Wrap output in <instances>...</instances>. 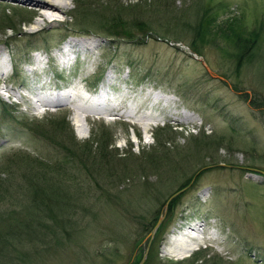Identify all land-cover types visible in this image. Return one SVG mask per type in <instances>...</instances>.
<instances>
[{
    "label": "rangeland",
    "instance_id": "obj_1",
    "mask_svg": "<svg viewBox=\"0 0 264 264\" xmlns=\"http://www.w3.org/2000/svg\"><path fill=\"white\" fill-rule=\"evenodd\" d=\"M33 1L35 4L37 0ZM63 1L58 0L56 10H45L31 6L28 0H0V8L13 6L24 14L12 18L17 33L0 28V57L2 60L8 58L12 66V75L9 71L6 76L0 74V100L13 103L18 109L15 114L20 119L30 121L37 116L31 115L32 111L24 104L22 94L32 92L34 88H52L53 84L63 87L73 78L84 81V91L91 87L95 89L97 81L103 83L106 69L110 75H114V79H121L113 88L112 96L119 99L120 107L123 108L129 101L125 115L109 116L107 121L86 116L84 125L78 114L84 111L87 102L77 92L75 106H65L54 113L46 112L44 116L61 117L68 111L67 124L80 141L88 138L89 129L97 127V122L103 123L107 131L112 133V143L118 153L129 150L138 154L140 146L146 150L153 143L151 130L166 125L160 123L156 127L150 125L144 129L138 120L151 113L163 116L171 114L173 117L167 126L179 131L183 126V133L181 137L175 138V145L186 147L189 135L202 131L204 141L210 138L220 141V144L213 145L214 159L219 162L212 163L211 159L204 157L202 164L208 162L200 168L204 174L197 178V172L189 180V185L174 191V197H178L172 208L169 202L174 197L168 202V197H165L159 207V202L152 201L149 195L141 196L135 190L141 181L130 183L131 178L127 181L121 179L118 189H123L131 196L128 206L136 205L133 210H126L125 215H121L113 201L107 202L103 198L97 203L96 215L84 221L87 228L86 242L76 245L71 242L67 248L55 252L38 245H22L25 243L22 241L19 242L22 244L8 248L4 264L129 263L135 252L132 253L127 233L139 229L126 221L122 224L120 219L133 213H143L149 217L158 207L160 209L155 213L159 222L153 229L157 230L160 224L164 227L156 234L154 245L158 247L157 255L162 260H186L196 249L207 247L205 253L208 255L223 257L221 264L230 260L234 264H264V178L260 176V173H264V33L253 47L248 60L242 62L238 77L232 71L234 58L228 57L233 49L225 48L222 40L218 42L223 46L220 50L209 45L201 48L200 54L191 51L188 45L193 35L189 32L190 27L207 5L217 20L243 13V20L251 27L257 22L255 18L260 13L264 14V0H169L171 7L165 9H155L147 4L152 0H146L145 6L149 11L146 20L153 27V32L147 31L145 35L139 36L142 39L138 41L108 39L94 30L96 32L91 36L96 38V53L86 55L85 61H78L67 70L68 73L64 72V76L60 77L53 69L56 62L50 57L52 53L63 42L92 38L79 34L72 26L69 30L65 29L64 24L72 21L66 14L70 13L73 0L62 7ZM26 20L30 23L27 24ZM21 21L23 24H20ZM77 50L73 49L72 52ZM33 59L36 65L32 63ZM33 68L39 74L34 73ZM177 94L183 97L178 98ZM127 113L133 115L128 117ZM181 113L185 117L188 114L194 117L186 120ZM192 122H200L201 127H191ZM77 124L84 127L82 132L75 126ZM0 126L5 129V136L0 140V156L17 150L28 151L31 156L49 163L61 158L46 141L33 137L26 127L4 117L1 110ZM138 134L139 138L136 137ZM191 170L183 168L182 171L186 173L184 176H189ZM77 173L83 182L81 184L78 180L79 187L87 196L95 194L91 182L82 172ZM154 177L149 176L146 183L156 181ZM180 178L169 175L167 181L170 185L167 188L178 185ZM161 183L166 187L164 179ZM151 230L141 238L142 243L146 241L147 251L154 238L155 230L149 236ZM187 231L192 238L187 236L181 243H175ZM119 236L123 239L118 240ZM200 236L204 237L202 242L198 240ZM109 247L117 249L109 261L96 256L103 248Z\"/></svg>",
    "mask_w": 264,
    "mask_h": 264
},
{
    "label": "trees",
    "instance_id": "obj_2",
    "mask_svg": "<svg viewBox=\"0 0 264 264\" xmlns=\"http://www.w3.org/2000/svg\"><path fill=\"white\" fill-rule=\"evenodd\" d=\"M121 1L73 0L72 9L66 14L72 21L69 24L65 23L64 27L69 30L72 26L81 35H92L98 31V34L108 39L126 38L138 41L142 39L139 36L145 35L147 31L153 32V27L146 20V14L149 12L145 6L146 0H135L133 3ZM101 2H104V5ZM147 4L155 9L171 7L169 0H152ZM202 12L197 16L195 24L190 27L189 32L193 35L190 36L188 45L191 51L200 54L201 48L209 45L220 50L223 46L218 42L222 40L225 48L233 49L228 57L234 58L235 65L232 71L238 77L242 62L248 60L253 47L264 33V14L260 13L255 18L256 24L250 27L243 20V13L217 20L210 6L207 5ZM19 14L24 15L20 9L13 6L1 7L0 28L3 31L11 30L17 33L13 28L12 18ZM26 21L27 24L30 23L29 20ZM21 23L23 24L22 21ZM177 97L183 95L177 94ZM0 110L4 117L26 127L33 137L46 141L61 156L53 163L31 156L28 151L16 150L0 156V264H4L8 248L22 244L19 243L22 241H25L22 245H38L55 252H59L63 247L67 248L71 242H74V245L86 242L87 228L85 229L84 221L96 215L97 203L103 198L107 202L113 201L121 215H125L126 210H133L136 205L128 206L131 196L123 189H118L121 186V179L127 181L131 178L130 183L141 181L135 190H138L141 196L149 195L152 201L159 202L160 207L165 197L169 198L174 191L189 185V180L194 174L199 173L196 175L197 178L204 174V171L200 170L208 164V162L202 164L204 157L211 159L212 163L219 162L214 159L213 145L220 144V141L217 138L204 141L205 135L202 131L190 134L186 147L183 145L180 147L175 145V138L181 137L183 130H174L167 125L160 126L151 130L153 143L146 150L140 146L138 154L129 150L118 153L112 143V133L107 131L103 123L97 122V127L93 126L89 129L88 138L80 141L69 129L66 120L68 111L61 117L44 116L42 119L33 118L27 121L15 114L18 109L13 103H6L3 99L0 100ZM4 131L5 129L0 126V140L5 136ZM139 136L138 134L136 137ZM183 168L192 169L189 176H184L186 173L182 171ZM78 171L82 172L88 182H91L95 194L87 196L79 187L78 180L80 179L81 184L83 182ZM152 175L155 176L156 181L147 184V178ZM169 175L181 177L180 183L171 189L167 188L170 185L167 181ZM162 179L166 181V187H163L165 184L161 183ZM177 197L169 202L171 208ZM159 207L152 211L149 217L143 213H133L129 215L130 217L127 215L120 219L122 224L126 221L139 229L127 233L130 237V248L135 254L133 260L126 264L140 262L146 248V241L142 243L141 238L147 231L153 229L156 220L159 219L155 213L160 209ZM81 224L83 226L80 228ZM162 227L164 225L160 224L155 230L153 241L147 251L146 262L143 264H221L223 262L222 256L218 254L210 256L205 253L206 249H198L186 260H162L157 255L158 247L154 245L156 234ZM118 238V240L123 239L120 236ZM116 250V247L103 248L96 256L103 261H109ZM262 261L263 259L260 260ZM226 264H234V262L230 260Z\"/></svg>",
    "mask_w": 264,
    "mask_h": 264
},
{
    "label": "bare ground",
    "instance_id": "obj_3",
    "mask_svg": "<svg viewBox=\"0 0 264 264\" xmlns=\"http://www.w3.org/2000/svg\"><path fill=\"white\" fill-rule=\"evenodd\" d=\"M29 1V4H31V6H33V7H35V6H39L40 8H42V9H45V10H49V9H53V10H56V8H58V0H37L36 1V3L34 4L33 2H35V1H33V0H28ZM69 0H65V1H63V3L62 2H60V3H62L61 5H62V7H64V5L65 4H67V2H68ZM27 4V3H26ZM61 9V8H60ZM46 15V14H45ZM80 110V109H79ZM76 112H78V111H76ZM84 114V111L83 110H81L80 112H79V119H80V121L82 122V120H81V118H82V116L81 115H83ZM133 114L131 113V114H126V116H132ZM123 116V115H122ZM121 116V117H122ZM79 120L77 121V122H80ZM139 121V120H138ZM76 122V123H77ZM78 129H80L81 130V132H82V130H84L83 128L84 127H81V125H79V124H77V125H75ZM146 133H144V135H146L147 134V131H145ZM79 134H80V131H79ZM81 137H84L83 135H81ZM189 229H191V228H189ZM191 231H197V230H195L194 228H192L191 229ZM183 236H181V238L180 239H177L176 241H175V243H181L182 242V240L185 238V237H190V238H192V236L190 235V232L188 233V231H187V233H184V234H182ZM185 240V239H184ZM191 240V239H190Z\"/></svg>",
    "mask_w": 264,
    "mask_h": 264
},
{
    "label": "water",
    "instance_id": "obj_4",
    "mask_svg": "<svg viewBox=\"0 0 264 264\" xmlns=\"http://www.w3.org/2000/svg\"><path fill=\"white\" fill-rule=\"evenodd\" d=\"M193 57L197 59V57H196L195 55H193ZM261 175L264 176V173H261ZM175 194H176V193H174L173 196H171L170 198H168V199L166 200V202H168L171 198H173ZM158 222H159V220L157 219V222L155 223V228L157 227ZM155 228H154L153 230L150 231L149 236H152V234H153ZM147 250H148V247L146 248V251H147ZM146 251L143 253V255H142V257H141L142 259H141L140 262H138L137 264H142L143 262H145V260H146V258H145V256H146Z\"/></svg>",
    "mask_w": 264,
    "mask_h": 264
}]
</instances>
